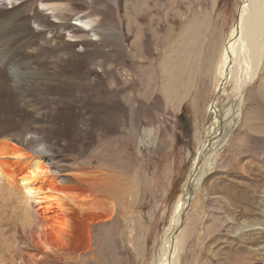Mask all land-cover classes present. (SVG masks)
I'll use <instances>...</instances> for the list:
<instances>
[{"label": "rangeland", "instance_id": "obj_1", "mask_svg": "<svg viewBox=\"0 0 264 264\" xmlns=\"http://www.w3.org/2000/svg\"><path fill=\"white\" fill-rule=\"evenodd\" d=\"M118 1L119 5L110 0H77L82 4L79 14L101 15L98 23L107 32L100 46L94 43L98 41L94 33L82 37L95 54L80 71L85 75L103 62L104 83L79 93V83L61 82L59 87H66L67 93L44 95L42 107L31 110L28 117L0 116V140L17 144L27 135L44 137L54 151L52 162L68 171L61 173L66 176L65 186L79 185L75 172L89 177L101 170L111 181V188L97 195L99 208L109 209L115 202L109 222H92L86 218L88 211L68 207L69 217L72 212L82 233L89 235L88 251L69 252L68 262L46 258L41 264H154L191 167L204 147L213 121L210 105L217 98L213 112L225 113L239 100L234 83L222 84L215 67L237 26L243 0ZM108 30L119 37H108ZM165 61L173 70L170 76L163 72ZM126 73L132 80L127 81ZM246 86V105L235 130L217 166L208 172L209 195L204 194V179L186 209L176 264L248 263L239 230L264 196V72ZM79 101H85L87 108L79 107ZM144 129L150 130L149 139L142 138ZM79 186L89 188L84 182ZM6 211L0 212L1 260L30 264L32 253L31 258H41L43 251H36L31 242L18 246L25 242L19 218L13 208ZM77 236L74 232L70 242ZM91 246L94 256L89 254Z\"/></svg>", "mask_w": 264, "mask_h": 264}, {"label": "bare ground", "instance_id": "obj_2", "mask_svg": "<svg viewBox=\"0 0 264 264\" xmlns=\"http://www.w3.org/2000/svg\"><path fill=\"white\" fill-rule=\"evenodd\" d=\"M110 1L114 5L120 2ZM81 5L77 0H0V116L4 119L16 114L28 117L31 110L42 107L40 100L44 95L66 94L67 88L59 87L61 82L79 83V93H83L89 92L91 85L99 86L106 81L103 62L85 75L80 71L95 54L89 42L85 47L82 37L94 33L98 38L94 43L100 46L107 33L98 23V20H103L102 16L94 15V12L81 16ZM108 37L114 39L119 36L108 30ZM229 38L215 67V75L222 80V84L227 81L234 83L239 100L225 113L219 110L213 112L218 104L217 98L210 105L213 121L204 137V147L191 167L176 215L165 231V239L154 264H176L180 246L178 234L186 221V209L195 201L199 184L204 179L207 181L204 182V194L208 197V172L217 166L218 156L235 130L241 108L246 105V85L264 72V0L242 1L237 26ZM130 53H133L132 48ZM115 56L118 53L115 52ZM163 72L168 76L173 72L167 61L164 62ZM126 79L132 80L130 73H126ZM55 105L60 107L57 102ZM77 105L82 109L88 106L85 101H79ZM89 122L86 120V124ZM150 135L149 129L143 130L142 138L149 139ZM38 136L42 140L37 135H27L25 141L17 144L0 140V212L13 208L17 214L25 238V242L18 246L27 247L31 242L36 251H43L41 258H31L32 253L28 261L30 264H41L39 262L46 258L68 262L69 252L78 254L88 251L89 247V235L82 233L81 227L77 226L79 223L72 218V212L69 217L68 212L72 209L68 210V207L75 206L82 213L88 211L90 214L86 218L92 222H109L116 211L115 202L111 201L113 205L109 209L99 208L97 195L110 189L111 181L101 170L96 175L87 174L89 177L75 172L72 175L77 183L84 182L89 188L65 186L66 176H61V173L68 171L55 166L50 159V153L54 151L44 143L43 136ZM241 142L245 144L244 139ZM142 143L145 144V141ZM44 157H49L50 162ZM60 159L64 162L62 155ZM241 169L246 172L243 163ZM57 175L60 177L55 179ZM74 180L69 182L74 184ZM50 213L53 215L48 216ZM253 213L244 214L247 215V223L242 227L237 224V227L244 234L245 247L249 252L247 264H260L264 258V196L259 199L258 208ZM74 232H78V236L70 242ZM89 254L94 256L92 246ZM0 264H5L1 258Z\"/></svg>", "mask_w": 264, "mask_h": 264}, {"label": "water", "instance_id": "obj_3", "mask_svg": "<svg viewBox=\"0 0 264 264\" xmlns=\"http://www.w3.org/2000/svg\"><path fill=\"white\" fill-rule=\"evenodd\" d=\"M190 203V202H189Z\"/></svg>", "mask_w": 264, "mask_h": 264}]
</instances>
